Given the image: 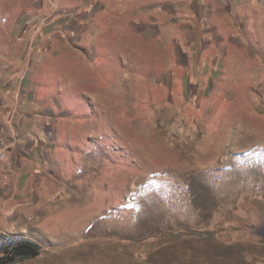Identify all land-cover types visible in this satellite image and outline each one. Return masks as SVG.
Wrapping results in <instances>:
<instances>
[{
	"label": "rangeland",
	"instance_id": "374dc122",
	"mask_svg": "<svg viewBox=\"0 0 264 264\" xmlns=\"http://www.w3.org/2000/svg\"><path fill=\"white\" fill-rule=\"evenodd\" d=\"M129 3L0 0V103L37 98L18 110L40 131L14 148L0 257L23 239L39 255L7 264H264V0L205 22L191 74L179 17L143 30Z\"/></svg>",
	"mask_w": 264,
	"mask_h": 264
},
{
	"label": "crops",
	"instance_id": "0c3cea01",
	"mask_svg": "<svg viewBox=\"0 0 264 264\" xmlns=\"http://www.w3.org/2000/svg\"><path fill=\"white\" fill-rule=\"evenodd\" d=\"M106 4H111L112 6H116L113 4L115 0H103ZM118 1V5L125 4L127 1L129 4H133V16L132 20L134 24H141L144 29L150 30L151 24H154V27H157V24H164L166 26L167 23L171 22L172 17H179L177 20L178 24V35L180 36V40L182 43V47L189 50L188 58L182 53V49L176 44V55L177 58L181 57L183 60L179 62L185 67L189 68V73H193L195 70L199 71L200 67V57L203 54L204 49L208 45V41L204 42L206 39H210L209 29H204L205 22L216 23L217 25H221L226 21H230V13L228 10H224L230 8L231 0H116ZM238 0H233V3L236 5ZM233 4V5H234ZM117 5V6H118ZM230 10V9H229ZM175 21V20H174ZM237 21V20H236ZM182 24L189 25V35L192 38L191 42H185L188 35L185 34L183 29L181 28ZM196 24L201 26V28L197 29ZM180 25V26H179ZM135 26V25H133ZM167 27V26H166ZM219 29V28H218ZM221 34L217 32V28L213 29V35L215 37V33L220 35L222 38H227L228 36L224 35L222 28L218 30ZM158 32H160L158 30ZM144 33V31H143ZM142 33V34H143ZM184 33V34H183ZM151 36H145V38L149 39ZM212 41V40H211ZM205 44V45H204ZM241 48H237L240 50ZM75 58H77V54L70 52ZM226 55V54H225ZM5 65L6 67L9 66ZM22 60V59H21ZM23 61V60H22ZM24 62V61H23ZM13 63V62H11ZM199 65V66H198ZM2 65L0 64V67ZM15 71V70H14ZM22 76L9 74L7 75V80L18 79ZM187 83H191V78H187ZM11 104L7 105L4 103H0V138L2 137V142H6L5 145L0 146V149L4 151L6 155V160L0 161V197H2L5 202L4 206H7L11 200H15L16 193L22 191V181H21V159L22 155L17 153L15 149L19 148V145L22 144L23 136L29 135H38L40 133L39 129L36 126H31L28 129L22 126V121L25 119L26 121L32 122V114L30 113H20L18 110L21 105L32 103L38 101L37 98L27 99L25 94H18L12 96ZM36 116H40V113L35 111ZM24 117V118H23ZM63 118V117H61ZM65 119V118H64ZM20 121V122H19ZM49 118L45 126L49 127ZM46 129V128H42ZM51 131V130H49ZM48 131V132H49ZM48 132L45 133L48 135ZM4 137V139H3ZM8 141V142H7ZM1 142V143H2ZM0 143V144H1ZM17 147V148H16ZM15 148V149H14ZM13 153L18 156L16 160L13 156ZM15 159V160H14ZM18 166V167H15ZM19 184V186H18Z\"/></svg>",
	"mask_w": 264,
	"mask_h": 264
},
{
	"label": "trees",
	"instance_id": "16d2710c",
	"mask_svg": "<svg viewBox=\"0 0 264 264\" xmlns=\"http://www.w3.org/2000/svg\"><path fill=\"white\" fill-rule=\"evenodd\" d=\"M2 252L5 255L0 257V264H7L15 259L26 260L36 257L40 253V247L29 240L13 239L3 245Z\"/></svg>",
	"mask_w": 264,
	"mask_h": 264
},
{
	"label": "built area",
	"instance_id": "2783aa9c",
	"mask_svg": "<svg viewBox=\"0 0 264 264\" xmlns=\"http://www.w3.org/2000/svg\"><path fill=\"white\" fill-rule=\"evenodd\" d=\"M6 157L5 153L3 150L0 149V161L4 160Z\"/></svg>",
	"mask_w": 264,
	"mask_h": 264
}]
</instances>
